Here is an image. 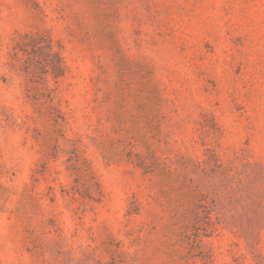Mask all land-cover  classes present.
I'll return each instance as SVG.
<instances>
[{"label":"rangeland","instance_id":"1","mask_svg":"<svg viewBox=\"0 0 264 264\" xmlns=\"http://www.w3.org/2000/svg\"><path fill=\"white\" fill-rule=\"evenodd\" d=\"M0 264H264V0H0Z\"/></svg>","mask_w":264,"mask_h":264},{"label":"trees","instance_id":"2","mask_svg":"<svg viewBox=\"0 0 264 264\" xmlns=\"http://www.w3.org/2000/svg\"><path fill=\"white\" fill-rule=\"evenodd\" d=\"M40 49H42L43 47L42 46H40L39 47ZM55 55H57V52H55L54 53ZM52 67V70H58V72H59V74H56L55 73V71H54V76L55 77H59V76H62V74L60 73V72H64V68H63V66H62V60L60 59V63H59V65H51ZM64 74V73H63Z\"/></svg>","mask_w":264,"mask_h":264}]
</instances>
